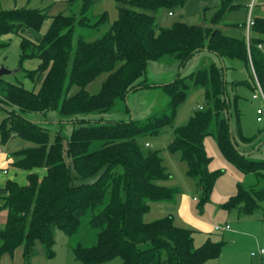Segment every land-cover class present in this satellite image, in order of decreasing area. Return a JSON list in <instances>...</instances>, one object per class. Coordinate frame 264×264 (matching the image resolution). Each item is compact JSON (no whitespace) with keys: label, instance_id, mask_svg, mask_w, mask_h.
Here are the masks:
<instances>
[{"label":"trees","instance_id":"1","mask_svg":"<svg viewBox=\"0 0 264 264\" xmlns=\"http://www.w3.org/2000/svg\"><path fill=\"white\" fill-rule=\"evenodd\" d=\"M98 1L67 0L66 16H48L29 7L0 10V49L7 47L4 38L9 34L28 29L39 33L51 20L37 43L20 36V71L25 61L37 60L34 70L23 71L38 88L0 78L1 142L17 137L33 144L13 154V168L26 172L25 183L7 180L0 188V209L7 212L0 231V259L21 246L29 261L37 244L52 258L55 230L71 238L85 225L93 233V243L71 247L83 264L116 257L121 264H204L219 256L221 242L208 240L195 248L193 230L176 226L171 216L143 221L149 204L173 205L179 190L160 184L169 173L158 151L141 140L173 128L167 150L180 155L205 203L221 175L209 171L203 140L212 136L228 163L256 179L248 188L238 186L223 207L242 214L262 210L264 161H253L250 151L242 150L253 146L254 138L242 134L240 96L233 89L252 93L257 82L264 94V55L258 47L264 43V16L253 18L246 41L221 28L243 26L226 23L234 0H220L205 26L175 22L171 28L156 25V13L166 9L172 15L171 10L186 0H116L117 19L102 35L87 40L82 31L96 36L108 20L105 13L93 15ZM199 52L213 55L215 61L186 76L177 73L168 84L146 83L149 64L174 61L182 71ZM237 62L247 76L230 85L227 74ZM103 72L110 74L100 92L89 94L85 87ZM191 86L202 89L204 104L185 125L173 127ZM72 88L78 90L70 95ZM143 90H161L166 107L143 120L135 115L104 118L130 115L129 95ZM64 125H71L68 135L62 131Z\"/></svg>","mask_w":264,"mask_h":264},{"label":"rangeland","instance_id":"2","mask_svg":"<svg viewBox=\"0 0 264 264\" xmlns=\"http://www.w3.org/2000/svg\"><path fill=\"white\" fill-rule=\"evenodd\" d=\"M0 1H2L3 4H9L8 7L11 6L12 0ZM15 1L18 8L23 6L29 8L38 7L39 9H43L48 16H55L58 14L66 16L70 13L66 4L67 0ZM250 2L251 0H234L233 4L235 8L226 16V23L232 25L245 24L246 19H248L247 6ZM219 3L220 0H186L182 6L175 7L171 10L172 16H168L169 10H160L155 15V23L161 28H171L175 22H183L187 25L205 26L210 22L215 12L213 8L218 6ZM252 3L255 4L252 13L253 18L261 16L262 12H264V0H253ZM73 8L76 9V6H73ZM92 13L95 16L105 13L108 20L96 36L93 35V37H90V35L93 34L92 32L82 31L81 34L85 36L87 40H94L102 35L117 19L118 12L116 0L98 1L93 6ZM27 31L33 35L37 34V32L29 29L26 30V32ZM223 33L247 41L246 32L242 27L234 26L229 30H224ZM4 40L8 41V45L0 49V67H4L10 71L18 70L16 73L4 76V79L10 83H21L25 88L30 90L37 89L39 85L37 84L35 88V85L25 77L24 71L34 70L38 61L29 60L24 62L22 64V69L24 71H20L19 57L21 53V39L19 34H9ZM262 52L264 54V43L262 44ZM214 61L213 55L199 52L189 60L182 71L181 69L178 70L177 62L174 61H168L162 64L151 63L148 65L145 80L150 86L168 84L175 78L177 73L186 76L197 70L208 68ZM234 65V69L229 70L227 74L228 84H230L231 81L246 79L242 63L237 62L234 63ZM109 74L110 73L107 72L101 73L85 87V90L91 95L98 94L103 82L107 79ZM77 90V88H72L70 95L74 94ZM233 92L240 96L239 109L241 111L240 125L242 134L247 138H254V148H248L251 153L249 158L253 161H264V119L262 123H257L255 120V111L259 103L250 99L251 92L247 89L237 88L235 90L233 89ZM202 93V89L193 88V86L190 87L185 101L181 103L177 109L173 127L185 125L192 116L193 111L198 108V106H203L204 97ZM166 103L167 98L163 95L161 90L137 91L131 93L127 100V104L130 105L133 111L130 115L126 116L113 113L104 116V118L120 120L132 118V116L135 115L137 119L143 120L153 113L165 108ZM2 118L3 116L0 114V120ZM71 129V125H64L62 127V131L65 135H68ZM172 129L173 128L170 127L165 128L163 132H160L157 136H145L141 140V142L147 141L151 145V150L158 151L163 166L167 168L169 172V178L165 182L167 184L169 183L171 188L179 190L175 199L176 205L171 208V211L165 217L171 216L174 224L178 222H180L179 224H184L181 223V221H177L178 217L181 219L179 214H177V205L181 200L185 203H189L190 215L193 217V220L197 221L198 225L190 227L184 224L183 226L185 227L183 228L193 230L194 247L198 248L208 240L222 243L219 256L217 258L208 259L204 264H236L233 261L234 256L236 261L240 264L254 263L255 260L251 261L249 252L256 251L258 248L257 246H264V203L261 205V211L251 214H242L236 209L227 210L223 205L226 204L232 196L236 195L238 186L248 188L254 185L256 183L255 177L252 174L245 175L241 173L232 164L228 163L219 151L215 139L212 136H207L203 140V145L206 154L210 157L209 171L221 172V175L217 178L208 201L205 203L201 202L193 180L187 177L184 164H180L179 154L170 153L167 150L168 144L173 139ZM32 146V143L17 137L12 138L7 143H2L0 140V168L4 166V163H7V160L11 161V163L6 165L8 175L6 177L5 175L3 176L0 170V177L8 178L10 174H15L14 171L16 172V170L12 165L15 159L13 154L18 150ZM242 150H247V148H242ZM24 173L21 171L16 175V180L18 182L25 180L26 173ZM193 198L196 200L193 201ZM1 207L2 200L0 199V208ZM157 214L158 213H156L153 208L143 216V221H147V217H151L152 219L163 217H159L160 215ZM6 216V210L0 209V231L5 227ZM225 224L230 226V230H223L221 232L211 230L213 226L220 227ZM76 243H81L84 246H89L93 243V233L85 229V225L81 226L77 234L71 238H68L62 231L55 230L53 245L54 254L52 258H47L44 255L42 246L37 244L35 248L36 253L27 261L23 256L22 247L18 246L13 249L11 253H3L1 255L0 264H83L73 256L71 247ZM101 264H121V259L116 257Z\"/></svg>","mask_w":264,"mask_h":264},{"label":"crops","instance_id":"3","mask_svg":"<svg viewBox=\"0 0 264 264\" xmlns=\"http://www.w3.org/2000/svg\"><path fill=\"white\" fill-rule=\"evenodd\" d=\"M6 1V0H5ZM252 1L253 0H251V2L248 4V6H247V11H249V7L252 5V8H251V16H252V13H253V9L255 8V4H253L252 3ZM255 1V0H254ZM66 4H67V1H66ZM8 5L9 4H3L2 3V1H0V10H11V9H14V8H18L17 7V3H16V1L15 0H12V2H11V6H9L8 7ZM27 5H29V4H27ZM3 7V8H2ZM24 7V6H23ZM26 7V6H25ZM36 7V6H35ZM218 6H216V7H214L213 8V10L215 11L216 10V8H217ZM67 8H68V5H67ZM32 9H37V10H41V11H44L43 9H39L38 7H36V8H32ZM169 16V15H168ZM172 16V15H171ZM262 16H264V12H262V15L261 16H258V17H262ZM252 18H253V16H252ZM247 20V19H246ZM50 22H51V20L50 19H48V20H46L45 22H44V24H43V26H42V28H41V30H40V32L39 33H37V34H35V35H33V34H31V33H29L28 31L26 32V31H20L19 32V36H21V37H24V38H26V39H28V40H30L31 42H33V43H37L38 41H39V39H40V37L46 32V30L48 29V27H49V25H50ZM229 24V23H228ZM243 26H242V28L244 29V31L246 32V23L245 24H242ZM222 29H224V30H229L231 27H221ZM249 34H250V30H249ZM259 47V49H260V51L262 52V44L261 45H259L258 46ZM262 54H263V52H262ZM264 55V54H263ZM27 61H29V60H27ZM26 62V61H25ZM38 64V63H37ZM37 66V65H36ZM246 74V73H245ZM246 76H247V74H246ZM4 77V76H3ZM252 94H253V92L251 93V96H252ZM251 96H250V99L252 100V101H257L258 103H259V106L258 107H260V102L258 101V100H253L252 98H251ZM198 107H200V106H198ZM255 114H256V111H255ZM256 118H257V116H256ZM256 118H255V120H256ZM257 122V121H256ZM263 122V121H262ZM262 122H257V123H262ZM173 130V129H172ZM163 132V131H162ZM173 132V131H172ZM150 145V144H149ZM251 148L253 147V146H250ZM250 147H247V151H248V148H250ZM150 148H151V145H150ZM180 156V155H179ZM8 157V156H7ZM181 161V160H180ZM6 162V161H5ZM9 163H11V161L9 160H7V163H4V166L2 167V168H0V170L3 172V170H5L6 171V173L5 174H3L2 172V175L4 176L5 175V177L8 175L7 173V164H9ZM180 164H184L182 161H181V163ZM210 165V164H209ZM184 166H185V168H186V165L184 164ZM165 168V167H164ZM166 169V171L168 172V170H167V168H165ZM177 169H178V166H177ZM19 172H21V171H19V170H16V172L14 171V173L15 174H10V176H8V178H3V177H0V188L1 187H3L4 186V184H5V182L7 181V180H14V181H16L17 183H19V184H23V183H25V180H23V181H17L16 180V175H18V173ZM185 172H186V169H185ZM23 173H24V171H23ZM26 173V172H25ZM24 173V174H25ZM169 173V172H168ZM25 176H26V174H25ZM161 185H163V186H165V187H171V185L168 183H166L165 181L164 182H162V183H160ZM196 199L195 198H193V201H195ZM176 204H173V205H169V204H161V203H151V204H149V211L150 210H152L153 208H154V210H155V212L156 213H158L157 215H160L159 217H165L170 211H171V208H173V206H175ZM177 214H179V216H180V218L181 219H179V217H178V220L177 221H181V223H184L185 225H188V226H190V227H193V225H195V226H197L198 225V223H197V221L196 220H193V217L190 215V211H189V203H185L183 200H181L179 203H178V205H177ZM153 217H155V216H153ZM162 217V218H163ZM147 221L146 220H144L145 222H150V221H152V220H154V219H158V218H151V217H147ZM160 219V218H159ZM180 222H178V223H175L176 225H178V227L180 226V227H185V226H183L184 224H179ZM246 223V222H245ZM226 225V224H225ZM225 225H223V226H225ZM229 226V225H228ZM214 227V226H213ZM213 227H211V230H213ZM221 227V226H220ZM228 230H230V226H229V229ZM228 230H224V231H228ZM214 231V230H213ZM258 248H257V250L258 249H260V248H263L264 249V246H257ZM250 252H254V251H250ZM250 252H249V257H250ZM251 258V261H253V260H255L254 261V263L253 262H251V264H259L260 263V258L259 257H256V258H252V257H250ZM233 261L236 263V264H240V263H238L237 261H236V258H235V256L233 257Z\"/></svg>","mask_w":264,"mask_h":264},{"label":"built area","instance_id":"4","mask_svg":"<svg viewBox=\"0 0 264 264\" xmlns=\"http://www.w3.org/2000/svg\"><path fill=\"white\" fill-rule=\"evenodd\" d=\"M251 8H252V5L249 7L248 19L246 20V38H247V41L249 39V30L253 26V18L250 15ZM170 15L171 14L169 13V16ZM251 98L253 100H258L261 103L260 107H258L256 109V116H257L256 121L257 122H262L263 119H264V94L262 92L261 87L259 86V84L257 82H255V89L253 91V94H252ZM198 109H201V107H198ZM145 147H150V145L145 143ZM2 173L5 174L6 171L3 170ZM228 229H229L228 225L221 226V227H218V226H214L213 227V230L216 231V232H221L223 230H228ZM250 257H252V258L259 257L260 258V263L259 264H264V249L260 248V249L254 251V252H250Z\"/></svg>","mask_w":264,"mask_h":264},{"label":"water","instance_id":"5","mask_svg":"<svg viewBox=\"0 0 264 264\" xmlns=\"http://www.w3.org/2000/svg\"><path fill=\"white\" fill-rule=\"evenodd\" d=\"M17 71L18 70L10 71V70L5 69L4 67H0V78L3 76H7V75H11L13 73H16Z\"/></svg>","mask_w":264,"mask_h":264}]
</instances>
